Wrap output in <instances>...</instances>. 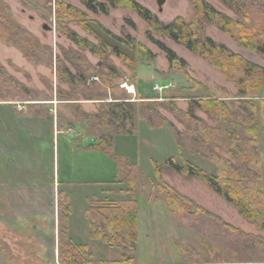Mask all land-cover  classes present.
Wrapping results in <instances>:
<instances>
[{"label":"rangeland","instance_id":"374dc122","mask_svg":"<svg viewBox=\"0 0 264 264\" xmlns=\"http://www.w3.org/2000/svg\"><path fill=\"white\" fill-rule=\"evenodd\" d=\"M0 1L6 16L11 18L21 29L31 33L38 40L43 50L48 49L47 52L41 53L43 61L36 63L27 58L15 45L0 41V67L4 68L10 77L28 90L27 95L29 97L20 96L16 99L14 98L16 93L11 92L8 95L10 97L8 99H14L11 102L14 103L12 106L16 108V112H25L29 107L35 106L29 105L32 102L62 101L70 97L82 101L89 99L87 95L81 93V91H86L88 87L85 86L87 89H84L83 86H80L78 87V90H81L79 93H72L65 77L62 74L60 76L58 71L64 66L74 74L78 73V69L87 66L82 58H85L87 63L98 73L108 74L109 67L114 66L119 72L120 76L118 77L121 78L119 84L114 83L115 86L116 84L118 86V91L115 92L116 97L123 98L125 96V93H121L119 90L121 88L125 92L131 93L132 101L139 105L136 116V133L141 136V139L147 138L146 142L140 145L139 184L134 193L139 207V240L135 254L139 264H229L228 262L231 261H242L238 264H246L254 258V254H256L255 258H264V250L259 245L254 246L251 250H245V248L236 245L227 233L221 243L217 244L215 240L205 238L200 233L203 230V226L200 224H193L194 230H192L190 227L179 223L164 202H153L157 193L154 161L163 164L170 158H174L181 165L185 161H189L210 174L218 175L217 165L196 152L197 146L190 136L183 137L182 146H178L175 131L185 135L186 127L183 123L185 120L181 118L180 112L189 110L191 99L219 98L227 104L231 112H236L239 108L235 103L238 90L234 84L229 82L221 72L202 58L189 52L185 47L153 32V37L156 40L175 52L186 63L185 68L177 67L171 71L166 54L147 36V33L151 31L149 25L137 13L127 8L112 9L108 15H104L89 11L83 5L82 0H53L52 4L46 7L32 0ZM136 1L150 10L164 24H168L178 17L187 21L193 18L190 0H167L162 10H160L156 0ZM204 1L230 18L239 20L236 11L229 8L223 0ZM56 2L71 5L80 11L84 17L76 19L69 18V16L57 17ZM254 3L257 4V1ZM70 30L95 44L103 55L96 57L90 51L78 47L65 36V32ZM110 33L122 40L131 38L130 48L124 46ZM204 33L216 42L225 44L234 53L241 55L248 61L264 67V57L243 48L216 26L207 24ZM135 44L145 46L152 52L154 58L140 61L136 70L132 71L127 63L113 54V49L119 50L122 54L134 59L133 47ZM69 58L73 59L76 65L70 62ZM185 72L192 81L184 75ZM92 77L91 80H98L99 78L96 75ZM104 79L113 82L111 78H106V76ZM221 88L225 89L227 94H224ZM260 96L264 98V90ZM137 98L144 100V102H152L155 106L142 105ZM0 100H6L1 90ZM70 109L73 114L71 107ZM98 111H100V107ZM146 113L152 115L153 126L162 125V127L151 128L142 119ZM194 113L208 125H216L203 110L195 109ZM12 115L13 112L10 109L0 110V117ZM158 129L162 130L159 131ZM261 148H263L262 143ZM217 152L228 157L220 150ZM114 168V179L117 180L118 170L115 161ZM161 176L165 183L183 195L186 194L198 205L212 213L222 214L223 219H226L228 223L246 234L260 237L264 242V229L244 220L227 201L205 184L196 179L179 175L167 167L163 168ZM172 183L176 187L171 185ZM120 187L115 184L113 189H120ZM92 189L96 190L95 188ZM96 191L100 192L101 187ZM117 198L114 197V199ZM80 203L83 202H79L75 206L77 219L74 222V229L79 236L78 242L91 245L94 261L120 260L122 252L119 248L110 247L101 241L92 243L88 237V232L86 236L85 222L80 218L85 217L86 213L89 212L88 207L92 203L99 202L93 200L86 205ZM18 227L13 230L0 225V264H58L55 247H44L41 245L42 237H33L29 230L30 233H26L25 228ZM29 234L31 235L29 236ZM47 248H50L51 251L47 252Z\"/></svg>","mask_w":264,"mask_h":264},{"label":"trees","instance_id":"16d2710c","mask_svg":"<svg viewBox=\"0 0 264 264\" xmlns=\"http://www.w3.org/2000/svg\"><path fill=\"white\" fill-rule=\"evenodd\" d=\"M42 6H49L53 0H32ZM229 8L236 11L239 20H234L219 12L204 0H190L193 9L192 20L176 18L168 24L162 23L150 10L136 0H82L83 5L94 14L108 15L112 9L127 8L139 15L150 27L148 38L156 44L167 56L170 70L185 68L186 63L171 49L153 37V32L163 38L185 47L192 54L202 58L213 68L217 69L232 84L237 87L238 94L235 103L239 107L231 112L227 104L219 98L191 99L189 110L180 112L186 127L185 135L175 131V139L179 147L182 138L190 136L196 144V152L214 162L218 167V175H213L195 164L185 161L182 165L174 158L165 163L153 162L157 179V193L153 202H164L174 218L181 224L193 229V224H200L204 237L221 243L226 233L236 245L245 250L260 246L264 250V242L260 237L246 234L241 229L224 221L218 215L198 205L193 199L181 194L174 187L162 179V170L167 167L175 173L189 179H196L209 187L232 206L247 222L264 229V98L260 96L264 90V67L252 63L239 54L234 53L225 44L216 42L204 33L205 26L211 24L234 39L243 48L254 51L264 57V2L263 0H223ZM257 1V4L254 2ZM1 3V1H0ZM57 17L69 18L84 17L71 5L56 2ZM111 36H113L110 33ZM65 36L78 47L90 51L96 57H101L97 46L87 39L81 38L73 31H66ZM119 40L124 46H131V38ZM0 41L15 45L27 58L36 63L43 61L42 49L38 40L27 30L21 29L11 18L6 16L0 4ZM135 57L131 59L119 50L113 49V54L121 58L129 68L136 70L140 61L150 60L154 55L142 44H135ZM74 65L75 61L70 59ZM82 60L87 66L81 67L74 74L67 67L59 68V74L65 77L72 93H79L78 87L88 89L82 94L87 95L86 101L100 102V111L86 115L87 120L95 127H112L121 135L136 133L137 102L132 101V94L125 93V98H117L118 86L114 83L121 81L119 72L114 66L109 67L108 74L98 73L85 58ZM176 72V71H175ZM94 74V75H93ZM99 77L91 80L92 76ZM191 81L192 79L185 72ZM111 78L109 82L104 77ZM194 81V80H193ZM88 85V86H87ZM86 86V87H85ZM0 90L6 100L12 101L8 95L16 93L14 98L28 96V90L16 82L4 68L0 67ZM77 90V91H76ZM224 94L225 89L221 88ZM115 93V94H114ZM72 95V94H71ZM29 97V96H28ZM25 98V97H22ZM71 98V99H70ZM66 100H78L70 97ZM139 100V98H137ZM79 101V100H78ZM142 105L152 102L139 100ZM155 106V105H154ZM201 109L215 126H210L194 113ZM153 111V109H151ZM142 119L151 128H161L162 125H152V115L144 114ZM261 143L263 148H261ZM95 149L107 153L117 163L118 179L127 185L129 193H135L139 182V169L127 157L114 153V137L100 136ZM217 150L228 155L222 156ZM89 213L92 220L89 224L88 235L91 240L101 241L110 247L119 248L122 258L114 261H94V255L87 245H75L69 236V219L72 214V205L67 196L59 197V263L60 264H137L136 248L139 240V207L136 200L120 203L103 202L91 204ZM254 258L247 263L263 264L264 258ZM242 261H231L229 264H238Z\"/></svg>","mask_w":264,"mask_h":264},{"label":"crops","instance_id":"0c3cea01","mask_svg":"<svg viewBox=\"0 0 264 264\" xmlns=\"http://www.w3.org/2000/svg\"><path fill=\"white\" fill-rule=\"evenodd\" d=\"M12 105L13 102L0 103V110L13 112L12 116L0 117V225L13 230L17 226L23 227L33 237H42L41 245L55 247L56 260L60 264V194L67 196L72 205L68 225L71 241L77 246L87 245L90 249L89 243L77 240L75 206L79 202L90 204L93 200L99 203L136 200L127 185L114 179L113 158L95 149L100 136H113L114 153L127 157L137 167L140 145L147 138L141 139L138 133L121 135L112 127L93 126L86 115L98 112V101L63 99L32 102L29 105L35 106L21 113L16 112ZM115 184L121 186L120 189H113ZM171 185L175 186L174 183ZM99 187L101 191L97 192ZM216 215L224 217L220 213ZM80 219L85 222L87 236L91 214L87 212ZM90 242L100 241L90 239ZM50 248L47 252L51 251ZM136 263L139 264L137 260Z\"/></svg>","mask_w":264,"mask_h":264},{"label":"water","instance_id":"95a60500","mask_svg":"<svg viewBox=\"0 0 264 264\" xmlns=\"http://www.w3.org/2000/svg\"><path fill=\"white\" fill-rule=\"evenodd\" d=\"M156 1H157L158 5L160 7V10H162L163 6H164V4L166 3L167 0H156Z\"/></svg>","mask_w":264,"mask_h":264}]
</instances>
